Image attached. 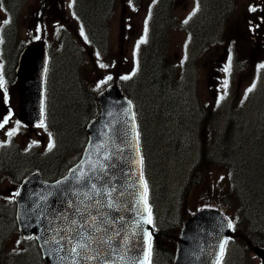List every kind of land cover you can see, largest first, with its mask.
Wrapping results in <instances>:
<instances>
[{"label": "rangeland", "instance_id": "1", "mask_svg": "<svg viewBox=\"0 0 264 264\" xmlns=\"http://www.w3.org/2000/svg\"><path fill=\"white\" fill-rule=\"evenodd\" d=\"M45 1L47 0H27L23 7V13L20 15L17 29L20 40L33 41L45 38V40L50 43L56 55L60 51L59 55L56 56L52 72V79L56 80L59 77L58 68L64 60L69 59L70 57L65 50L66 45L61 49L62 44L60 43L58 33L60 30L65 31L68 29L71 33L75 32L78 35L77 31H79L80 27L72 10V0H49V9H44L47 8V5H43ZM150 2L151 0H140L139 9L137 10H135L131 0H123L121 2L117 13L112 20L113 43L111 45L113 46V56L110 58H99L97 53L91 51L89 48H85L87 55L83 60L84 72H82L81 75L86 78V80L88 79L90 83H93L94 80L96 81L97 79L100 80L106 78L111 74V67L113 71L121 75H125L128 70L134 67L136 40L144 30L145 17L148 13ZM208 2L209 0H204L205 10H207L206 7ZM212 2L215 6L217 5V0H212ZM193 4L194 0L177 1L175 10L177 18H175V24L169 32L170 35L167 50H169L171 56V63L177 68V73L174 76V80L177 82H171L170 87L167 89L158 85H153V87L156 93L157 90L161 91H158L161 93H158V95L159 97H162L163 94L162 100L169 102V107L174 106L175 110L173 111L177 113V122L170 125L171 129L181 130V128H183L181 127L182 121H187L190 118H193V115H195L194 105L206 108L224 104L223 106L226 105L232 112L237 113L238 109H234V107L240 108L243 105V110L240 111L242 113L239 112L240 114L237 115L234 120L237 125L240 123L242 124V128L240 127V129L237 130V133H242L245 129L241 138L244 142V152L241 156H247V164L245 174L243 175L241 189L243 188L242 190L247 195L256 194L259 197L264 198V173H260L261 171L264 172V144L253 142V140H257L256 136L253 134L261 132L264 135V110L262 111V117H256L255 112L251 111L252 104L256 102L259 97V92L255 94H253V92L255 87L260 83L258 78L260 66L240 65L232 68V65L217 64L212 61L211 50L208 49L209 41H200L199 47L190 53V59L184 63L185 58L188 57V54L186 53L187 32L185 28L182 27L181 21H185V17L189 15ZM217 9L218 6L215 7V11H217ZM5 19H7V15L0 5V54L2 29L4 27L3 21ZM206 21H208V17L202 15L199 20L201 28L206 29ZM245 21V16L243 15L240 16L239 20L233 18L231 22H228V29L231 28L234 31L233 33L237 35L236 38L243 39L239 40L240 44H246V46H248V43L251 45L254 40L252 38L249 41L246 38V30L245 28L242 29L243 25H245ZM214 30H218V26H215ZM210 33H212V29L210 30ZM159 36L160 35H153L156 42ZM201 37H203V35ZM80 38L82 39V37ZM9 43H11V41ZM189 47L192 48V42L189 43ZM155 51L156 46L151 48L149 54H145L142 50L140 56L142 59L145 58V56H149L148 60L151 61L152 64H155V60L157 59L155 57ZM101 64L106 65V67H101ZM225 68H227L228 71H224ZM65 71L71 77L69 66L65 68ZM225 82H227V86H225ZM147 84L148 86H151L149 81H147ZM71 87V93L77 91L76 84L72 83ZM11 88L12 86L8 88L9 94ZM249 89H251V91H249ZM56 92L57 90L54 89V94ZM151 96L149 99H151ZM147 100H143L145 104L148 102ZM154 105H157V108L161 110L158 103ZM150 106H152V104H150ZM13 107L19 109L18 97L14 98ZM245 110H249L248 112L251 114L247 118L249 121L244 119L245 117L243 114ZM69 114V109L62 114L61 108H58V112L56 109L55 113V115L60 117L64 116L66 120L70 119ZM205 114L206 112L199 113L196 121L198 122L199 118ZM226 115L227 110H223L222 117L225 118ZM5 117H7L8 123L4 125V128H0V160L5 157V161H13L9 155H12L11 153L14 152L15 148L18 149V147L27 148L29 146L37 145V149L39 150H45L49 147V144L51 143V135H49L50 132L46 125L38 126L36 133L33 134L29 131L30 126L21 118L19 112H16V114L10 112L8 115L0 116V123H3ZM164 118V115H161L158 121H151L152 124L159 126L157 127L158 132L165 124L163 121ZM209 118L211 120L213 119V117ZM17 122L19 123L17 124ZM224 125L225 121L223 119L220 126L223 127ZM12 129H16V131L9 137L8 132ZM76 131V129L67 128L62 135L65 133L72 134ZM226 132L227 130L224 131V133ZM38 133L45 137V143L42 146H40L42 144L40 141L41 139L37 138ZM184 134V138L187 140L186 143L193 144V140L189 139L191 136L187 135L185 131ZM183 135L179 134L178 139L181 140ZM212 140L214 144H217L219 141L230 142L229 139L225 141L222 133L214 134ZM154 142H156V139ZM179 143L180 141L176 143L175 146L179 147ZM157 144L159 145L158 139ZM191 156H197V151L194 150V154L192 151H188L186 159H181L179 161L177 171L176 165L173 161L167 165L165 169L167 174L166 179L169 183L168 187H171V190H169L163 198H167V202H179L178 191L180 184L186 178L188 171L186 168ZM215 156L219 155L215 154ZM260 167L261 170L259 171ZM259 174H261V178L257 179ZM201 179L203 180L202 185L194 187L186 194V200L183 205L185 215L188 214L189 211H194L199 207L209 204L210 200L211 202H215L226 199L225 193H215L220 185L222 188L224 186L222 184L227 182V172L224 169L213 168L208 171L207 168H203ZM260 182H262V185H259ZM11 186V180L7 179L3 172H0V194L9 195ZM255 215L258 217H264V204L255 209ZM246 231H243V229L239 230V234L242 235ZM17 241H19V243H17ZM7 244L12 252L16 251L21 245L18 235L13 233L7 240ZM228 246L229 248L225 260H223L221 264H259V260L255 255L253 253L249 254L246 250L247 248L244 243L238 244V240L235 243V239H233L229 241Z\"/></svg>", "mask_w": 264, "mask_h": 264}, {"label": "water", "instance_id": "2", "mask_svg": "<svg viewBox=\"0 0 264 264\" xmlns=\"http://www.w3.org/2000/svg\"><path fill=\"white\" fill-rule=\"evenodd\" d=\"M47 62V47L43 42L25 47L18 61L24 111L33 121L43 118ZM97 100L100 113L88 123L89 139L78 162L64 177L53 182L43 180L39 174L25 178L18 189L19 195H15L18 227L26 238L35 235L47 264H70L73 258L65 251H55L60 246L53 238L60 240L68 228L83 223L79 213L85 216L99 213L98 219L107 221L103 226L109 230L104 238L116 249L109 264H123L120 256L125 255L126 248L131 249L126 253L127 259L148 260L149 229L153 226L147 223L149 208L145 202L133 105L118 85L101 91ZM81 172L85 173L84 180L77 179ZM92 184L100 190V195H96ZM97 199L99 205L95 204ZM108 203L113 207H106ZM72 220L76 225L70 223ZM228 225L227 218L218 211H198L183 225L175 264H216L221 255L220 246H224L231 233ZM64 243L62 240L61 244ZM254 251L264 264V249L256 247ZM60 257L65 259L62 261Z\"/></svg>", "mask_w": 264, "mask_h": 264}, {"label": "trees", "instance_id": "3", "mask_svg": "<svg viewBox=\"0 0 264 264\" xmlns=\"http://www.w3.org/2000/svg\"><path fill=\"white\" fill-rule=\"evenodd\" d=\"M0 1L2 2L9 16V23L6 25V39L9 37L13 39V36L17 33L16 28L18 26L19 16L26 0ZM174 1L175 0H158L159 8L162 7V10L166 12L168 16H171ZM111 2L112 0H74L75 13L78 17H80L81 21L88 26L93 35H96L98 38L100 34L107 36L109 33L108 24L106 22L107 19L103 11V7L108 8L111 5ZM165 21V18H163L162 23ZM70 43H73V41H70ZM71 51L73 57H71L69 53V59L63 61L61 66L58 68L59 77L56 80L52 79L55 61L53 60V57H51L46 80V115L47 119L53 124V134L56 138V141L58 142V145L48 155L32 153L31 155H25V157L19 156L18 159L14 157L17 162L6 161V171L13 177L17 176L19 179L20 175L26 173L30 169V171H32L33 167L42 169L48 176H57V173L61 169L63 170V167L65 168V166H67L70 162H74L82 152L87 139L86 123L93 115L97 113L98 110L96 103V92L98 90L89 87L85 82L82 81L78 63H76L78 59L77 53L79 51L77 52V50L74 49H71ZM156 52L158 56L156 58H160L161 61L156 59L155 64L150 63V67L148 65L146 67L150 69L151 76L147 78V81L151 83V86H148L147 82L130 81V83H123L128 94L138 97L145 96L148 93H142L140 88L143 87L144 89H148L151 87V89H154L153 85L162 86L164 89H166V84L163 85L161 81L156 82L153 80L165 73V65L161 56L162 53H160V48H157ZM67 66L70 68L71 77L65 71ZM141 69H144V65H142ZM72 83L76 84L77 86V91H73V93H71ZM54 89L57 90L55 94ZM158 91L160 90H157V94L154 96L155 100L152 105L161 103L162 97H159ZM153 94L154 93L152 92L151 95ZM153 107L157 108V105L152 106L148 113L143 115L144 119H140L139 121L142 137H146V145L147 149L149 150L147 153V162H145V169H147L148 174L150 169L151 178L153 175L154 166L155 168L162 170V166L164 165L162 163L164 156H153L152 148L155 147L157 150L160 148L162 150L163 148H165V150L168 147L171 148V146L165 142L168 140V135L164 132V125L162 128H160L159 132L157 129V127H159L158 125H155V127L152 128L153 135L159 140V145L157 144V141L153 144H150L147 139L150 129L149 123H151L152 120H157V117L160 114L159 111H157L158 108L154 110ZM58 108H61L62 114H64V112L69 109L70 119L66 120L64 116L60 117L55 115L56 109L58 112ZM161 108L165 109V105L163 103ZM150 110H152L151 114L149 113ZM67 128L76 129L77 131L72 134L65 133L62 135ZM232 142L233 141L221 143L218 151L222 149V151L225 153V156H223V154L220 156H215V152L211 151L212 156L204 157L210 160L222 161L229 166L234 165L237 170L236 177H239L238 180H241V178L243 180L242 176L246 171V159L243 156L233 155L234 153L239 154L242 148L240 150L232 149L231 153L233 154L229 153V149L234 146V143ZM171 143H173V141H171ZM226 146H228V148L224 149ZM153 151L155 152V150ZM234 161H239L241 164L237 167L234 164ZM260 170L261 167L259 168V171ZM260 173L264 172L261 171ZM260 178L261 174L257 176V179ZM259 185H262V182H260ZM241 187V185L237 187L238 191L233 193V197H237L238 200L243 202L245 205V212L247 214L249 213V215L245 214L246 219L244 220H247V228L249 229L247 232H249V234H253L252 237L254 238L253 240H255V242L264 245V217H258L255 215V209L264 204V198H261L256 194L247 195L243 190H241ZM241 207L244 208L243 204H241ZM178 214V211L175 214V212L170 210L168 216L164 218L161 217L159 221H156V230L154 232V236L156 237L157 243L153 264H170V257L173 253L174 241L177 235V230L180 226L179 222L181 218ZM251 217H254V222H249L251 221ZM15 231H17L15 206L13 203H10L9 206L0 201V264H45L43 258L41 257L39 248L33 239L26 241L27 244L21 253L10 252L8 250L7 240L9 239V236Z\"/></svg>", "mask_w": 264, "mask_h": 264}, {"label": "snow or ice", "instance_id": "4", "mask_svg": "<svg viewBox=\"0 0 264 264\" xmlns=\"http://www.w3.org/2000/svg\"><path fill=\"white\" fill-rule=\"evenodd\" d=\"M73 3H74V0H73ZM197 8H198V0H197ZM250 10L255 11L256 9L251 8ZM194 14L195 12H193V15ZM7 23H9V20L5 19L3 21V24H7ZM185 23H187V20L185 21ZM145 32H147V28L145 29ZM81 35H83V29H81ZM100 66L106 67V65H103V64H101ZM261 67H264V65H261ZM224 71H228V69L225 68ZM121 78L128 79L129 77L124 76ZM107 79L111 80L112 77L108 76ZM3 83L4 81L0 79V86H2ZM101 83H103V81H101ZM225 86H227V82H225ZM249 91H251V89H249ZM7 123H8V119L7 117H5L3 119V123H0V128H4V125ZM18 123L19 122H17V124ZM15 131L16 129H12L11 131H9L8 136L10 137ZM138 136L139 134L137 133V138ZM51 147H52V144L50 143L49 148ZM141 163H142V158H141ZM77 179L84 180L85 173L81 172L79 176L77 177ZM91 187L94 190H96L95 184H92ZM145 191H147L146 182H145ZM17 195H19V193H17ZM96 195H100V190H96ZM95 204L99 205L100 200L99 199L95 200ZM106 207H113V204L108 203ZM76 212L79 213V209H76ZM79 214H80V217L83 223L79 224L76 227L68 228L66 230V234L64 236H61L60 240H56L55 238H53L54 243L60 246L57 249H55V251H65L69 257H72L73 259L71 260L70 264H80L81 261H83L84 264H89V262H95V264H109V258L116 251V249L112 248L110 241L104 238L109 230L107 227L103 226L104 224L107 223V221L102 217L98 219L99 213H98V216H91L90 213L87 216H85L84 213H79ZM89 221L91 222L89 223ZM70 223L72 225H76L75 220H72ZM147 223L152 224L153 222L151 219H148ZM228 226L234 228V225L231 222H229ZM57 234H59L58 231H57ZM149 239H151L150 233H149ZM62 240L65 241L64 244H61ZM17 243H19V241H17ZM45 243H49V241L46 240ZM126 243L127 241H125V244ZM225 243H227V241H225ZM105 245H107V248L104 247ZM128 251H131V249H127V248L124 249L125 255L120 256V260L123 262V264H151L150 260H147L146 258H142V257L127 259L126 253ZM220 252L221 254H223L224 252L223 245L220 246ZM60 259L63 261L65 257H60ZM112 264H114V262H112Z\"/></svg>", "mask_w": 264, "mask_h": 264}, {"label": "flooded vegetation", "instance_id": "5", "mask_svg": "<svg viewBox=\"0 0 264 264\" xmlns=\"http://www.w3.org/2000/svg\"><path fill=\"white\" fill-rule=\"evenodd\" d=\"M242 12H247L251 8H255L256 15H264V0H243L242 3ZM15 80V88L12 89V95L19 97L21 94V86H20V81L17 79V77H14ZM0 90L2 91L0 95V105L1 103L5 102L4 99V93L6 94V86L4 84L0 86Z\"/></svg>", "mask_w": 264, "mask_h": 264}]
</instances>
